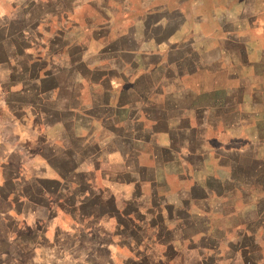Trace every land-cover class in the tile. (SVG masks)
<instances>
[{
	"label": "rangeland",
	"instance_id": "1",
	"mask_svg": "<svg viewBox=\"0 0 264 264\" xmlns=\"http://www.w3.org/2000/svg\"><path fill=\"white\" fill-rule=\"evenodd\" d=\"M8 1L11 3L15 0ZM83 1L84 4L76 8L73 13L75 20L71 18L72 16L67 18L60 15V5L71 4L72 0H53V2L47 0L46 4L44 3L46 7L44 4L41 6L37 4L36 8L33 1L28 5V0L26 2L28 7L18 12L17 16L12 13L13 11L9 13L7 10L6 32L0 33V40L4 41L5 53L17 56L18 65H16L20 72L23 71L20 77L22 84L28 87L26 91L32 90V80L26 77L28 68L21 54L23 49L34 50L33 52L41 60L43 67L48 68L51 66L50 64L58 65L67 59L66 52L70 53L69 59L76 62L74 59L79 56L77 51L79 46L75 43L88 40V43L85 44L87 47L85 52L95 51L102 58L101 62L106 71L115 73L118 71V67L114 66L113 58L122 55L125 57L122 59L123 62L130 60L132 54L136 52L134 47L137 42L143 43L140 49L143 51L156 41L163 46L173 44V38L170 35L175 25L181 23L183 27L191 29V32L194 31L200 36L209 34L213 30H219L220 26L222 27L221 22L214 23V20L207 19L212 6L189 8L183 0L180 1V9L167 10L161 15L160 19L164 18L165 23H168L163 27L159 26L161 23L155 13L147 17L141 15L144 8L140 9L133 2L134 0H130V2L128 0H110V3L106 4L114 6L115 9H110L107 13L105 9L103 12L101 11L103 7L105 8L104 1L102 5H100L102 0ZM174 2H178V0H166L165 8L172 9L176 5ZM43 6L47 12H50L47 14L51 18L47 22L48 28H45L43 19H40ZM105 13L111 21L110 26H104L103 21L101 22V16ZM194 16L197 17L195 21L193 20ZM13 17L17 18L16 21L10 20ZM113 25L118 26L117 31H114ZM36 26H39L36 31L40 33L42 30L46 31L47 34L52 31L66 32L67 38L63 35L65 45L60 40L55 39L53 42H48L47 47L37 44L34 49V46L26 43L22 37L19 38L18 32L21 28H35ZM69 26L74 27L71 32L67 30ZM75 31H78V37L72 38L71 34ZM176 35L175 33L173 36L176 37L174 41H178ZM249 36L253 38L254 35L250 34ZM144 41L146 42L144 43ZM60 47L67 51H64V56L58 57L57 53ZM213 47L214 45H211L210 49ZM195 50V46L183 47L180 44L177 49L165 47L164 51L161 52L164 53L163 56L168 59V62L179 64L177 58L185 54L191 56ZM215 50L206 55L203 54L200 58H196L197 56L194 55L196 66L206 65L207 70H213L215 69V62L221 63V58H223L222 62L232 63L236 66L232 61L237 62L235 58L238 54L229 53L235 51L233 45H223ZM155 61L156 59L153 57H145L139 58L137 63L141 65L146 63L145 65H147V63ZM86 62L92 61L86 60ZM189 66L187 63H182L177 65V68L186 71ZM70 67H68V71L63 68L62 73L51 77L36 88L37 91L42 92L43 96L46 94L45 99L36 98L34 94L27 92L21 96L22 108H27L28 105L34 106L32 110L41 118V121L37 122L38 125L28 115L25 122L26 128H32L33 131L38 126H45L46 121L60 117L68 120L70 114L65 113V109L74 104L76 87L81 88L80 83L85 85L82 97L86 117L97 118L104 113L100 106L107 99L102 95V87L106 84V80L91 75L89 70L86 71L80 66L76 68L75 64V70ZM136 67L140 70L144 69ZM76 69L81 74L80 76L76 73ZM36 72L37 70L34 68L30 75ZM234 72H237L236 69ZM129 74L126 73L127 76H124L123 79L119 78L114 81L117 87H121L116 99L117 103L123 105L134 96L148 94L152 99L160 100L159 104L164 103L165 115L170 116L172 114L177 100L174 99V93L169 87L168 90L157 88L155 83L162 76L173 81L175 77L172 75L173 72L147 73L138 78L129 76ZM243 78V80L248 81L247 77ZM211 79L213 80L210 82L201 72H197L190 76L184 85L190 86L198 95H202L195 102L196 106H211L213 108L212 116L222 118L225 126L230 125L234 115L227 106L231 104V99H234L235 96L224 98L219 93L204 96L201 93L200 85H210L211 83L212 87L220 86L219 77H211ZM91 83L98 85H94L97 87L88 93L87 85ZM51 87L52 91L49 90ZM164 91L168 92L165 93ZM51 94L53 100L49 102L47 97ZM257 111L259 122L254 124L255 135H253L261 138L264 133V106ZM116 115L119 118L129 119L131 113L126 110H117ZM145 115L157 119L162 114L160 111L151 108L145 111ZM197 119V123L194 125L195 129H188L190 131L187 132V136H190L192 140H197L201 136V121L199 117ZM157 121L160 122V119ZM157 121H155L157 125L155 127H162L161 124H157ZM102 125H105L107 132L105 131L106 134L101 133L96 139L107 135L101 140L103 142L101 143L102 147L105 148L101 152L107 153L104 157L92 145L93 141L89 140L87 134L84 139L86 142L85 149L79 156L74 153L76 146L71 140L67 139L63 148L59 150L52 149L50 144H43V147L35 149L31 142L32 137H34L33 133H26L27 139L23 135L21 136L20 144L23 152L36 151L37 156L34 160L38 164L48 162L58 169L62 176V178H58V181L50 182L47 177L51 173H47L46 167L42 166L36 173V181L28 179L22 181L21 195L30 199L33 204L29 211H25L22 206L19 208L21 213H19L18 225L27 227L31 224L27 216L26 220L23 217L29 212L31 216L34 215L36 218L37 229L41 230L43 235L47 233V236L37 237L36 240V244L41 246L37 253V259L40 262L38 264H51L50 261L55 264L57 260L61 261L59 264H199L200 260L203 261V264H209L211 260L223 262L229 256L233 257V264H254L256 257L258 258L260 255L264 257V250L262 251L261 248L257 249V252H254V249L240 252L236 246L237 244L247 245L249 243L244 238L236 239V229L244 225H253L257 216L262 217V219L264 217V141H259L260 145L257 148L256 145L251 147L250 151L256 154L254 157L250 156L249 152H244L242 156H238L234 153L228 155L226 152L213 149V155L207 158L206 162L208 164L207 175H213L216 172L220 177H227L230 181L223 184L212 177L203 179L199 171L200 168H198L199 161L195 158L188 160L189 164L192 165V170L174 171L172 168H168L169 175L167 178L171 185L168 191L163 185L165 178L160 172L159 164L171 159L174 155L169 156L167 153L148 146L149 148L145 149V154L135 157V152L132 150L143 141L142 133L136 125H131L128 122L126 125H122L123 128L120 129L114 126L116 124H108V122ZM145 126L150 127V124L146 122ZM85 127L87 128V124ZM44 136L42 135L43 140ZM171 136L170 139H172ZM176 136L179 134H173V138ZM173 142H176V139ZM214 142L213 144H215ZM161 143H167L165 136ZM230 146L235 147L236 145L230 143ZM257 150H260V156H257L259 152ZM211 157L214 159L210 165L209 159ZM104 158L110 160L105 162ZM21 162L27 166L33 162V159L29 153L23 154ZM137 165L143 168L134 172V169L138 167ZM253 167H257V172H251ZM73 170H81L82 174H73ZM24 172L22 171L21 174L24 175ZM114 180L127 183L139 180L141 183L132 190L123 191L121 199H108V194L111 191V193L118 192ZM203 180L204 183H202ZM236 181L239 182L237 186ZM154 184H161L162 190L165 189L164 193L159 196H165L170 192V194L176 193L174 194L176 196H168L165 199L161 197L151 198L149 186ZM194 184L204 185L212 197L203 199L204 191L200 188L194 189L195 187L190 189L188 194L185 193L187 189L189 190V185ZM181 186L186 187L184 193L187 198L183 192H180L181 190H176ZM215 193H219L220 196L216 197ZM2 209L7 212L6 207L0 205V212ZM4 226L10 228L14 225L13 222L6 221ZM51 229L54 230L52 236L49 234L50 232H47ZM259 236L260 238L264 237V235ZM29 238L31 239L30 236L21 237V243L23 244V240ZM260 244L262 245L261 242Z\"/></svg>",
	"mask_w": 264,
	"mask_h": 264
},
{
	"label": "crops",
	"instance_id": "2",
	"mask_svg": "<svg viewBox=\"0 0 264 264\" xmlns=\"http://www.w3.org/2000/svg\"><path fill=\"white\" fill-rule=\"evenodd\" d=\"M27 1L28 0H15L10 3L8 0H0V33L6 32L5 21L8 17L6 15L7 10L9 13L10 11H13L12 13H15L17 16V13L23 11L24 8H27L32 1L35 8L38 6L37 4L41 6L47 2V0H29L28 5H26ZM48 1L53 2V0ZM103 1L105 2V8H102V12L103 9H105L106 13L110 11V9H115L114 6L106 4L110 3V0H102L100 5L103 4ZM128 1L130 2V0ZM180 1L181 0L174 2L176 5H174V9L169 8L170 10L165 8L166 5L164 3L166 0H134L133 2H135L140 9L144 8L141 15H146L147 17L152 13H155L161 23L159 26L163 27L168 23H165L166 20L164 18L160 19L161 15L167 10L174 11L175 9H180ZM183 2L189 8L212 6L207 19L214 20V23L221 22L220 24L222 27L220 26L221 28L219 27V30H213L209 34L200 36L194 31L191 32V29L189 30L187 27H183L181 23L178 24L179 26L175 25L170 35L173 38V44H168L166 46L161 44V46L159 42L156 41L152 42L151 46L143 51L140 50L143 43L137 42L134 47L136 52L132 54L130 60L123 62L122 59L125 57L122 55L113 58L114 66L118 67V71L115 73H109L106 71L103 63L101 62L102 58L99 54H96L95 51H89L88 48L89 52H85L87 50L85 44L88 43V40H81L80 42L75 43L79 46L77 49L79 56L74 59L76 62H72V59H69L68 57L70 56V53L66 52L67 50H64L63 47H60V50L57 53L58 57L61 55L64 56L63 54L66 52L67 59L62 57V59H64L62 63L58 65L54 63L50 64L56 68L51 66L48 68L43 67L41 60L38 59V56L33 52L34 50L30 51L29 49H23L21 54L25 59L26 66L28 68L26 77L32 80V90L30 91H26L28 87L21 82L20 76L23 71L20 72V69L17 68V56H11L8 55V53H5V49L3 47L4 41L0 40V205L1 207L5 206L7 211L5 212L4 209H2V212H0V264L40 263L37 259V253L40 251L39 248L41 246L36 244V240L37 237L47 236V233L43 235L42 231L37 229L36 218L34 215L31 216L29 212L28 215H24L23 217L24 220H26L27 216L28 220L31 221V224L27 227H21L18 225L20 219L19 213H21L19 208L22 206L25 211H29L33 204L30 199H26V197H22L21 195L22 181L26 179L36 181V173L42 166L46 167L47 173H51L50 176H48L49 174L47 175V179L50 182L58 181L59 177L62 178L59 173L60 171L48 162L40 165L34 160L37 156L36 151L31 152L30 150L28 152L29 156L33 159V162L27 166L22 164V155L28 153L22 151L20 140L22 135L27 139L26 133L28 134V132L30 134H34L31 142L35 149L43 147V144H50L52 149L59 150L63 148L64 142L68 139L75 143L76 152L74 153L77 156H79L85 149L84 145L86 142L84 139L87 134L89 136V140L93 141L92 145L96 147V150L99 151L98 153H101L104 157L107 153L101 152L105 149L102 147L101 143L103 142H101V140L107 135L101 136L98 140L96 139V137L101 135V133L106 134L107 132L105 125L103 126L102 124H106L107 122L108 124H116L114 126H116L117 129H120L123 128L122 125H126V123L129 122L131 125H136L143 136V141H141L138 147H135L134 150H132V152H135V157L145 154V149H148L149 147L157 149L163 153H167L169 156L171 154L174 155L171 159H167L162 164H159L160 172L165 178L163 185L165 186V189H168V191L171 186L167 178V175H169V172H167L168 168H172L174 171H185V169L192 170V165L189 164L188 160L193 158L199 161L198 168H200L199 171L201 176H203V179L212 177L218 180L221 184L226 181H230L227 177L218 176V173L216 174V172L213 173V175H207V158L213 155L214 148L217 151L221 150L222 152H226L228 155L234 153L235 155L242 156V153L244 152H249L252 157L256 155L250 151V149H252L251 147L256 145L255 147L257 148V146L260 145L259 141H264V133L263 137L257 138L254 136L255 133L253 131L254 124L259 122L257 110L264 106V0H183ZM45 4L44 6L46 7ZM83 4V0H72L71 4H66L65 6L60 5V15L66 16L67 18L72 16L71 18L75 20L73 13L76 8L82 6ZM44 6L41 8L42 14L40 19H43L45 28H48L47 22L51 18L47 14L50 12H47V10L44 9ZM57 8L59 9V7ZM106 13L101 16V22L103 21L104 26H110L111 21L108 19L109 16L106 15ZM196 18L197 17L194 16L193 20L195 21ZM16 19L17 18L13 17L10 20L16 21ZM189 24L191 25L190 22ZM113 27L115 28L114 31H117L118 26L113 25ZM38 28L39 26H36L35 28H21L18 32L19 38L22 37L26 43L34 46V49L37 44L46 46L48 42H53L55 39L60 40L61 43H63V41L65 42L64 36L66 37V32L52 31L47 34L44 30H42V33L36 31ZM73 29V26H69L67 30L68 32H71ZM175 33L177 34L176 36L178 41H174L176 38L173 37ZM78 34V31H75L71 34V36L72 38H77ZM250 34L254 35L253 38L249 36ZM145 42L146 41H144V43ZM180 44L183 45V47L188 45H192V47L195 46L196 50L193 51L194 53L191 56L189 54H185L177 58L176 60L179 64L168 62V59L163 56L164 53L161 51H164L165 47H175L177 49ZM228 44L235 47V51H231L229 53L238 54L235 58L237 62L232 61L236 64V66L232 63H229V66L228 63L222 62L223 58H221V63H217L218 61L215 62L216 64L214 63L215 69L213 70H207L206 65L196 66L194 62L196 58H200L203 54L206 55L212 50L216 51L215 49ZM211 45H214V49H210ZM207 48L209 50H206ZM194 55L197 57L195 58ZM145 57H153L156 61L153 63H147V65H145L146 63L143 64L145 67L137 63L139 58ZM86 60H90L92 62L88 63ZM182 63L190 65L186 71L177 68V65L179 66ZM74 64L76 68L80 66L86 71L89 70L91 75L99 79L101 78L102 80H106V84L102 87V95L107 99L105 100V103L100 106L103 108L104 113L97 118L86 117L85 104L82 97L85 85L80 83L79 85L81 88H79V86L76 87L74 104L65 109V113L70 114V118L68 120L60 117L46 121L45 126H38L37 129L34 128L33 131L32 128H26L27 125L25 122L28 115L36 123L41 121V118L38 117L39 115H36L35 111L32 110V107L34 106L27 104L29 106L27 108L29 109L26 107L22 108L21 96L27 92L34 94L36 98L42 97L45 99L46 94L43 96L42 92L37 91L36 88L40 87L42 83L46 82L48 79H51V77L62 73L64 69L68 71V67L70 66L73 69ZM58 66H60L59 69H57ZM136 66L144 69H137ZM34 68H36L37 72L30 75L31 70ZM235 69L237 72H234ZM160 71L161 73L171 71L173 72L172 75L175 76L173 81H169L162 76L159 78L157 83H155V86H158L157 88L161 90H168V87L171 88V92L174 93V99H177L176 106L170 116L164 114V103L159 104L158 102L160 100L156 101L149 97L148 94L145 96H134L128 103L123 105L117 103L116 99L119 96L121 87H117L115 85V80L119 78L123 79L124 76H127L126 73H131L129 76L138 78L146 75L147 73L150 74L155 72L159 74ZM78 72V69H76V73ZM197 72H201L206 80L209 79L210 82L213 80L211 77L220 78L219 87H212L211 83L210 85H200L201 93H203L204 96L206 94L209 95L213 93H219L224 98H231L233 95L235 96L234 99H231V104L227 106L229 111L234 115V120H231L230 125L225 126L222 118L212 116L213 108H211V106H196L195 102L198 97L202 95H198L197 92L193 91L190 86V88L185 86L184 82ZM78 75L80 76L81 74L78 73ZM243 77H247L248 81L243 80ZM260 83L262 84L258 86ZM92 84L93 83L87 85L88 93L92 92L93 88L97 87L94 85H98ZM53 87L55 88V86ZM49 90L52 91V87ZM47 99L49 102L52 101V94L48 95ZM151 108L161 112V117L157 118L160 119V122L149 115H145V111ZM117 110H126L128 113H131L129 119H123V117L119 118V116L116 115ZM198 117L201 121V136L197 140H192L190 136H187V132L190 131H188V129H195L194 125H196ZM155 121H157V124H161L162 127H155ZM146 122L150 124V127H144ZM86 124L87 128L85 127ZM173 134H179V136L173 138ZM42 135H45L44 140ZM170 135H172V139H170ZM164 136L166 137L168 144L161 143ZM175 139L176 142H173ZM213 142L215 144H213ZM230 143H234L236 146L232 147L230 146ZM257 151H259L257 156H260V150ZM213 159L214 157L209 159L210 165L212 164ZM106 160L110 159L104 158L105 162ZM183 161H185V163H183ZM117 166L119 167L120 165ZM137 166L138 167L137 169H134V172H137L139 169L142 170L143 168L139 165ZM256 168L253 167L251 172H257ZM22 171H25L24 175L21 174ZM72 173L82 174L81 170H73ZM236 182L237 186L239 182ZM140 183L141 182L139 180H133L130 183L114 180V185L117 186L118 192L116 191L111 193L112 191H109L110 193L108 194V199H121L123 191L132 190ZM202 183H204V180ZM160 185L154 184L153 186H149V195L151 198L157 199L161 197L165 199L168 196H176L174 195L176 193L170 194L171 192L169 194L167 193L165 196H159L165 191V189L162 190ZM109 186L112 187L111 184H109ZM193 187H195L194 189L200 188L204 191V194L202 195L203 199H209L212 197V195L207 192L204 185L200 186L198 184H194L192 186L189 185V190L187 189L185 193L188 194V191H190ZM185 188V186H181L176 188V190H181L180 192H183L185 195ZM215 196L219 197L220 194L215 193ZM185 197L187 198L186 195ZM6 221H9L10 223L13 222L14 226L10 228L5 227L4 224ZM263 227L264 217L262 219V217L258 216L255 218L253 225L238 227L236 229V239L239 240L244 238L248 240L249 243L247 245L236 243L237 249L240 252L251 251V249H254V252H257V249L261 248L263 251L264 237L260 238L259 236L264 235ZM47 232H50L49 234L52 236L54 230L51 229ZM26 236H30L31 239L29 238L28 240H23L22 244L21 237ZM50 262L53 264L52 261ZM60 262L61 261L57 260L55 264H59ZM233 262V257L229 256L223 262L211 260L209 264H233ZM199 264H203V261L200 260ZM254 264H264V257L262 255L258 256V258L256 257Z\"/></svg>",
	"mask_w": 264,
	"mask_h": 264
}]
</instances>
